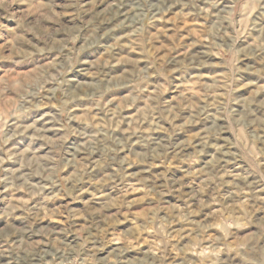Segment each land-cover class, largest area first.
<instances>
[{
    "label": "rangeland",
    "instance_id": "1",
    "mask_svg": "<svg viewBox=\"0 0 264 264\" xmlns=\"http://www.w3.org/2000/svg\"><path fill=\"white\" fill-rule=\"evenodd\" d=\"M0 264H264V0H0Z\"/></svg>",
    "mask_w": 264,
    "mask_h": 264
}]
</instances>
